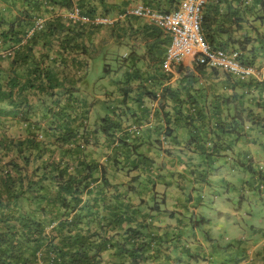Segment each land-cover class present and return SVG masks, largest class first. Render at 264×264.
Listing matches in <instances>:
<instances>
[{
	"label": "trees",
	"instance_id": "1",
	"mask_svg": "<svg viewBox=\"0 0 264 264\" xmlns=\"http://www.w3.org/2000/svg\"><path fill=\"white\" fill-rule=\"evenodd\" d=\"M179 2L0 0V264L190 263V249L179 243L181 230L196 216L191 209L202 204L215 162L229 156L239 139L248 140L245 122L249 117L264 121V79H240L193 64L197 75L181 64L175 68L179 78L174 82L170 72L161 70L147 81L150 88L140 87L145 102L130 96L127 81L120 86L119 104L130 98L136 105L132 117H138L139 111L142 117H152L153 127L163 137L155 142L171 139L173 149L160 151L157 146L159 157L166 154L171 159L165 172L139 149L141 143L135 144L143 140L140 128L123 131L128 117L117 106L93 124L89 117L35 115L41 97L64 82L58 67L61 71L70 67L67 62L73 57L68 55H83L74 58L76 70L95 65L88 52L89 32L107 26L72 20L69 12L78 9L81 16L93 20L117 17L136 3L167 13ZM251 17L264 23V0H207L201 32L211 48L238 50L244 63L255 65L258 58L264 59V31L247 21ZM138 19L125 16L114 25L122 29L121 22ZM146 28L162 34L152 23ZM169 42L167 36L148 50L161 68ZM127 58L103 51L100 60L106 71L114 61L117 71ZM123 74L118 81L119 74L113 75V81H125ZM52 102L45 104V112L52 111ZM252 160L248 155L237 158L236 168L252 171L254 181L263 183L264 166L258 164L254 170ZM122 172L131 173L127 181H112ZM157 185L164 188L162 193ZM177 193L184 199L178 201L177 224L163 229L158 215L164 211L161 204Z\"/></svg>",
	"mask_w": 264,
	"mask_h": 264
},
{
	"label": "crops",
	"instance_id": "2",
	"mask_svg": "<svg viewBox=\"0 0 264 264\" xmlns=\"http://www.w3.org/2000/svg\"><path fill=\"white\" fill-rule=\"evenodd\" d=\"M247 21L251 23V25L257 27L260 31H264V23L261 25V23L254 20L253 17L247 19ZM121 23V26L123 27L122 29L118 25H114L112 28L106 27L101 28L97 31L95 30L94 32H89L90 38L89 40H87L89 41L87 43L88 52L91 55L90 57L93 59L95 65L86 68L85 70H76L79 68H76L77 61L74 58L80 59L83 57V55L79 52H77L78 54L68 55V58L73 57L71 61L67 62L70 67H64L63 71H61V66L58 67V71L63 72L64 82L62 84H58L56 87H54L53 90H50L51 94L49 96L41 97L42 99L39 104H37V112L35 113V115H37V117H89V124H93L100 118L109 116L111 113V109L114 106H117L120 109L118 111L120 113H123V117H128L124 118L123 125L126 126V128H123V131L134 132L135 130L133 131V129H137V127L140 128L139 132H142L143 140L138 141L135 144L141 143V147L139 149L146 155L155 159L157 161V165L161 164V170L165 172V168H169L168 166L170 165V163H168V161H170L171 159L168 158L166 154L162 157H159L158 153L162 149L174 148L171 146L173 145L171 143V139L162 141L159 144L155 142V140L159 139V137L161 139L163 137L160 136L158 130L153 127L154 121L152 117H142L139 110L138 111L140 115H138V117H132V113L136 111V105L130 98L126 100L127 102H125V105L119 104V101L122 100V96L119 93V88L127 81V86L131 88L130 96H132V98L136 97L138 100L141 99L144 102L147 100V97L139 92L140 87L145 86L146 88H150L152 83L147 81L149 79H155L157 74L161 70L165 71L163 69V66L162 68L159 67L160 62H157L155 60L153 53L151 55L148 54V50L151 45L157 42L160 43L167 36L166 33L161 29L159 30L160 32L162 31V34L160 36L157 35V31H155L154 33H150V30L148 28H146L147 30H144V27L151 25V22L146 19H138L127 23ZM120 46L124 47L122 56L128 55L129 57L125 59V66L119 68V70L116 71V67H112V65L110 64L111 68L109 69V71H106L103 68L104 64L102 61H99L96 64V59L102 58L103 51H108L109 54H113L116 53L115 48ZM107 58H110V56H108ZM73 65L75 66L73 67ZM187 66L188 67L185 68H188L189 70H192L194 74L199 75L196 71H193V65L188 64ZM254 66L260 68L264 72V59L258 58ZM70 69L71 71H69ZM205 71L210 72L212 71V69L205 68ZM122 73H124L125 75L127 74L125 76V81L116 83V81H118L119 79L121 80L122 76L120 74ZM170 73L172 74V82L179 78V73H177L176 70H173ZM221 73L222 72H219V75ZM116 74L119 75L116 76V81L114 82L113 77L111 76ZM133 75L134 77L137 76V78L132 79ZM83 76L84 78H82ZM89 77H92L93 79H90ZM213 78L214 77H212V79ZM263 79L264 76L261 80L263 81ZM97 81H100V83L93 87V85ZM203 81H205V79H203ZM154 88L157 87L154 85L153 89ZM254 93H256V91ZM261 95L262 98H264V93H262ZM50 100L53 101L50 107L52 108V111L48 110L47 112H45V104L49 103ZM153 104L156 105V102ZM129 106H132V108H129ZM42 108L43 110H41ZM115 112L117 113V111ZM256 112H258V109ZM262 114H264V112ZM260 118L262 117H249L248 121L245 120V138H248V140L244 141L241 138L235 143L233 151L228 153L229 156L226 157L229 162H233L235 165V160L237 158L248 155L252 156L253 160L256 159L258 161V164H264V158H256L259 156H264L263 154H261V152H264V121H261ZM139 132L135 134L137 135L139 134ZM128 141L131 143L130 140ZM115 145H117V143ZM157 146L160 148V151H158L159 149ZM104 159L105 158L103 157L100 161H104ZM219 160L215 162L216 165H218ZM235 170H238V168H236ZM109 171L113 173L112 170ZM178 171H181V169H178ZM121 174L127 176L123 172L117 173L116 175L120 176ZM130 175L131 173L128 176ZM118 176L117 178L112 179V181L125 182L129 179V177L128 179H119ZM245 178L246 176L244 177V179ZM245 182L251 183V178L250 180L246 179L244 183ZM205 187L206 185L203 189V198H205L206 195L204 191ZM253 187L254 186L252 185V188ZM156 189L157 191H159V193H162L164 191V188L161 185H157ZM169 189H172V187ZM173 192L176 193L175 190ZM260 195L261 198H264V194L260 193ZM160 198L161 196L158 199ZM183 200V196L180 193H177V195L175 196L170 195L166 197L164 204L162 202L161 209L164 211L161 212V214H158L160 220L159 225L161 226V228L164 229V227H166L167 225L175 226L177 224L175 216L181 210V207H178V201L183 202ZM202 206L203 199L202 204H200L199 207L191 209L192 212H195L196 216L193 217L191 221H187L189 224H185L184 228L181 230L182 236L179 243L185 244L190 249L193 255L191 258H188L190 261L189 264H204L205 258H207V260H210L211 258V255L207 254L208 256L204 255V259H202L196 252L198 251V248L200 250V246L202 245V242H204L200 241L199 239V236H201L199 232L202 231L199 229L198 224L202 225V228L204 230H208L204 232V235H206V240L210 243H212V241H214L218 237V234H214L211 228L208 227V220L203 217L204 215L199 214V209L203 208ZM171 211L174 212L171 214ZM202 218L204 219L203 221H201ZM198 219H200L201 222H196V220L198 221ZM259 233H261L262 235V240H258L256 242L249 241L247 243L249 248L246 249V253L249 252L250 255H253L256 252V249L260 248L264 252V231L259 230ZM224 238L227 239V235H225ZM240 241L242 242V240ZM195 243H198L196 244L198 248H194ZM177 249L178 247L175 248L174 254L178 251ZM262 259H264V255H262ZM246 263L247 261L237 260L235 264ZM180 264L184 263L181 261ZM220 264L223 263L220 262Z\"/></svg>",
	"mask_w": 264,
	"mask_h": 264
},
{
	"label": "rangeland",
	"instance_id": "3",
	"mask_svg": "<svg viewBox=\"0 0 264 264\" xmlns=\"http://www.w3.org/2000/svg\"><path fill=\"white\" fill-rule=\"evenodd\" d=\"M123 50V46L115 48L116 53L121 56ZM100 59H96V64L101 61ZM110 64L112 67L117 66L114 61ZM188 64L193 65L194 62L187 59L183 66L188 67ZM99 83L100 81H97L93 87ZM261 154L264 155V152ZM256 158H264V156ZM261 165L264 166V164ZM252 166L254 170H257L258 161L256 159L252 160ZM235 169L236 166L233 162H229L224 157L221 158L218 165H215L212 182L204 190L206 195L203 198V208L199 209V214L204 215L203 217L208 220L207 225L212 232L218 234V237L210 243L202 237L208 230H204L202 225L198 224L202 231L199 232L201 235L199 239L204 242H202L200 250L196 245L198 243H195L194 248H198L196 252L202 259H204V255H211L210 260L204 259V264H220V262L235 264L237 260L247 261L246 264H264V259H262L264 252L261 248L256 249L253 255H250L249 252L246 253L249 241L262 240L259 230L264 231V198H261L260 193L264 194V189L262 192H258L254 187L263 186L264 181H262L263 183L260 179L254 181V173L248 169ZM128 177L123 174L118 176L119 179H128ZM250 178L251 183H244L246 179L250 180ZM225 235H227V239L224 238Z\"/></svg>",
	"mask_w": 264,
	"mask_h": 264
},
{
	"label": "built area",
	"instance_id": "4",
	"mask_svg": "<svg viewBox=\"0 0 264 264\" xmlns=\"http://www.w3.org/2000/svg\"><path fill=\"white\" fill-rule=\"evenodd\" d=\"M206 1L180 0L177 7L167 13H159L137 3L128 5L124 13L117 17H96L90 20L86 16H81L78 9L69 12L67 16L72 20L90 22L100 26H110L125 16L146 19L163 30L169 37L170 42L162 61L165 71L171 72L188 59L195 64L218 68L240 79L256 78L261 80L264 76L263 70L244 63L240 59V51L213 49L205 40L200 22ZM41 26L42 21L39 20L37 27ZM261 188L264 187L261 185Z\"/></svg>",
	"mask_w": 264,
	"mask_h": 264
},
{
	"label": "clouds",
	"instance_id": "5",
	"mask_svg": "<svg viewBox=\"0 0 264 264\" xmlns=\"http://www.w3.org/2000/svg\"><path fill=\"white\" fill-rule=\"evenodd\" d=\"M136 4H137V3H136ZM139 19H140V18H139ZM113 25H114V24H112V25H110V26H113ZM104 26L110 27V26H108V25H104ZM162 31H163V30H162ZM166 35H167V34H166ZM167 36H168V35H167ZM194 64H195V63H194ZM162 66H163V65H162ZM175 68H176V67H175ZM175 68H174L173 70H176ZM173 70H172V71H173ZM172 71H171V72H172ZM166 72H168V71H166Z\"/></svg>",
	"mask_w": 264,
	"mask_h": 264
}]
</instances>
